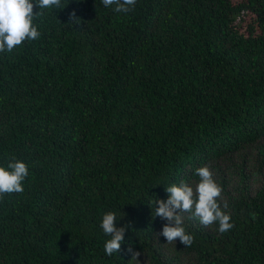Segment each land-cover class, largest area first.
Returning <instances> with one entry per match:
<instances>
[{
    "label": "trees",
    "instance_id": "1",
    "mask_svg": "<svg viewBox=\"0 0 264 264\" xmlns=\"http://www.w3.org/2000/svg\"><path fill=\"white\" fill-rule=\"evenodd\" d=\"M62 2L0 53V166L29 168L0 198V264H129V247L141 264H264V0ZM205 165L234 227L185 213L194 243L165 245L152 202ZM107 212L129 226L112 256Z\"/></svg>",
    "mask_w": 264,
    "mask_h": 264
},
{
    "label": "clouds",
    "instance_id": "2",
    "mask_svg": "<svg viewBox=\"0 0 264 264\" xmlns=\"http://www.w3.org/2000/svg\"><path fill=\"white\" fill-rule=\"evenodd\" d=\"M105 8H112L116 13H129L135 9L137 0H101ZM38 7L39 11H34ZM65 8L62 0H0V53L13 52L25 41L38 40L41 32L35 23L54 9ZM76 12L70 13V24L78 23ZM195 176L199 178L195 185L187 182L171 184L165 188L168 193L167 200L156 199L153 204V218L160 217L166 221L162 230L156 234L163 236L165 245L180 243L191 247L194 236L189 234L184 227V214L190 213L200 224L205 227L218 225L216 229L224 234L234 227L230 214L222 210L228 203L223 198V188L213 176L210 165L199 167L195 170ZM29 176V168L25 162L12 156L6 167L0 166V198L5 194L22 193L23 182ZM158 205V206H157ZM118 221L115 212H107L103 215L100 227L105 236L109 237L104 244V252L108 256L119 254L125 241V233L128 225L117 227ZM131 254L129 264H141V253L128 248Z\"/></svg>",
    "mask_w": 264,
    "mask_h": 264
}]
</instances>
